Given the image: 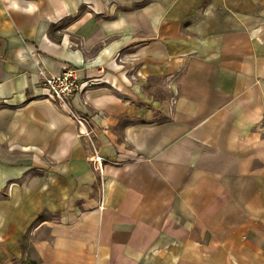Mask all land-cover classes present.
I'll list each match as a JSON object with an SVG mask.
<instances>
[{"label": "crops", "instance_id": "crops-1", "mask_svg": "<svg viewBox=\"0 0 264 264\" xmlns=\"http://www.w3.org/2000/svg\"><path fill=\"white\" fill-rule=\"evenodd\" d=\"M0 264H264V0H0Z\"/></svg>", "mask_w": 264, "mask_h": 264}, {"label": "built area", "instance_id": "built-area-1", "mask_svg": "<svg viewBox=\"0 0 264 264\" xmlns=\"http://www.w3.org/2000/svg\"><path fill=\"white\" fill-rule=\"evenodd\" d=\"M40 76L41 96L59 108L66 109L67 114L78 126L80 135L91 143L92 157L90 162L93 169L101 175L104 161L93 146L92 133L86 127L87 119L70 109L67 101L74 94H82L87 88L106 83L107 81L102 77L79 81L77 70L69 66H63L59 72L41 71Z\"/></svg>", "mask_w": 264, "mask_h": 264}, {"label": "rangeland", "instance_id": "rangeland-1", "mask_svg": "<svg viewBox=\"0 0 264 264\" xmlns=\"http://www.w3.org/2000/svg\"><path fill=\"white\" fill-rule=\"evenodd\" d=\"M90 146H91V143L89 142ZM94 145V144H93Z\"/></svg>", "mask_w": 264, "mask_h": 264}]
</instances>
